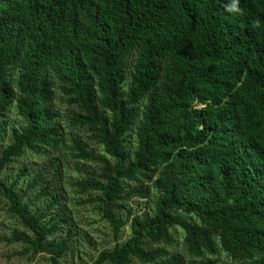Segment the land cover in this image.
I'll list each match as a JSON object with an SVG mask.
<instances>
[{
  "label": "trees",
  "instance_id": "16d2710c",
  "mask_svg": "<svg viewBox=\"0 0 264 264\" xmlns=\"http://www.w3.org/2000/svg\"><path fill=\"white\" fill-rule=\"evenodd\" d=\"M68 178L113 232L91 264H264V0H0L13 257L73 253Z\"/></svg>",
  "mask_w": 264,
  "mask_h": 264
},
{
  "label": "rangeland",
  "instance_id": "374dc122",
  "mask_svg": "<svg viewBox=\"0 0 264 264\" xmlns=\"http://www.w3.org/2000/svg\"><path fill=\"white\" fill-rule=\"evenodd\" d=\"M63 113H66L67 110H64L66 106L61 105ZM16 123L14 116L8 118L7 132L4 136V146L9 143V132L12 126ZM33 160L19 161L17 167L13 171H8L10 175V180H13V176L19 167L23 165L31 166H40L35 164ZM69 177L78 178L79 175L68 170ZM68 183L63 184V195L66 200H64L68 205L66 206L69 209V214H71L74 219V225L77 226V237L75 241V248L73 253H71L65 260V264H91L99 252L113 247L115 245L113 232L110 225L107 222L101 220V217L96 211V206H79L77 202L85 197L81 195L72 188L70 185V180L68 178ZM147 202V201H146ZM142 203V205L134 204V208L137 209L139 215L147 214L151 208V203L147 202ZM18 227L15 225L13 219L6 212V203L3 198L0 197V239L4 237H9L15 229ZM129 235V229L125 230V235L123 241H126ZM122 241V242H123ZM23 248L22 245H12L7 246L4 243L0 242V264H49L47 259L44 257H37L35 260L30 261L25 258L13 257L12 255L18 251H21ZM221 263L230 264L229 259H227L223 254L220 256Z\"/></svg>",
  "mask_w": 264,
  "mask_h": 264
},
{
  "label": "clouds",
  "instance_id": "9594fccd",
  "mask_svg": "<svg viewBox=\"0 0 264 264\" xmlns=\"http://www.w3.org/2000/svg\"><path fill=\"white\" fill-rule=\"evenodd\" d=\"M230 10H239V9H237L236 4L234 3V4L232 5V8H231Z\"/></svg>",
  "mask_w": 264,
  "mask_h": 264
}]
</instances>
